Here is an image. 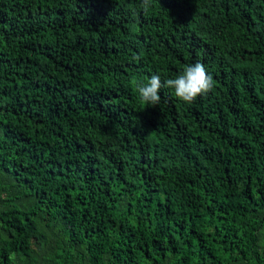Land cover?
I'll return each mask as SVG.
<instances>
[{
	"label": "trees",
	"instance_id": "trees-1",
	"mask_svg": "<svg viewBox=\"0 0 264 264\" xmlns=\"http://www.w3.org/2000/svg\"><path fill=\"white\" fill-rule=\"evenodd\" d=\"M149 4L0 0V264H264V0Z\"/></svg>",
	"mask_w": 264,
	"mask_h": 264
},
{
	"label": "clouds",
	"instance_id": "clouds-1",
	"mask_svg": "<svg viewBox=\"0 0 264 264\" xmlns=\"http://www.w3.org/2000/svg\"><path fill=\"white\" fill-rule=\"evenodd\" d=\"M142 6L144 11H148L149 0H142ZM213 87L212 76L202 63L197 62L187 66L176 78L162 81L158 74H153L147 84H138L137 90L146 105L155 106L160 102V91L165 88L174 89L177 98L191 104L198 96L206 95Z\"/></svg>",
	"mask_w": 264,
	"mask_h": 264
}]
</instances>
